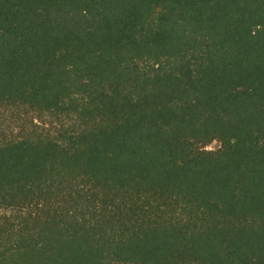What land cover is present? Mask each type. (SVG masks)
<instances>
[{"label":"trees","instance_id":"16d2710c","mask_svg":"<svg viewBox=\"0 0 264 264\" xmlns=\"http://www.w3.org/2000/svg\"><path fill=\"white\" fill-rule=\"evenodd\" d=\"M0 107V264H264V0H0Z\"/></svg>","mask_w":264,"mask_h":264},{"label":"rangeland","instance_id":"374dc122","mask_svg":"<svg viewBox=\"0 0 264 264\" xmlns=\"http://www.w3.org/2000/svg\"><path fill=\"white\" fill-rule=\"evenodd\" d=\"M33 114L7 110L0 107V142L10 139L24 133L22 130L27 129H45L54 132L59 127V122L52 117H44L41 120L34 119ZM221 147L218 141H215L207 147L208 150H217Z\"/></svg>","mask_w":264,"mask_h":264}]
</instances>
